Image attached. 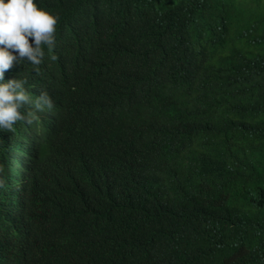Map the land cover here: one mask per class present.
<instances>
[{
    "label": "trees",
    "instance_id": "16d2710c",
    "mask_svg": "<svg viewBox=\"0 0 264 264\" xmlns=\"http://www.w3.org/2000/svg\"><path fill=\"white\" fill-rule=\"evenodd\" d=\"M35 2L58 22L3 73L30 103L0 130V264H264V0Z\"/></svg>",
    "mask_w": 264,
    "mask_h": 264
},
{
    "label": "clouds",
    "instance_id": "9594fccd",
    "mask_svg": "<svg viewBox=\"0 0 264 264\" xmlns=\"http://www.w3.org/2000/svg\"><path fill=\"white\" fill-rule=\"evenodd\" d=\"M57 22L58 17L38 7L35 0H0V130L10 131L23 119L22 106L30 103L25 81L5 82L4 71L25 59L30 65H40L44 49L54 46ZM31 103L37 111L53 107L52 98L43 91Z\"/></svg>",
    "mask_w": 264,
    "mask_h": 264
}]
</instances>
